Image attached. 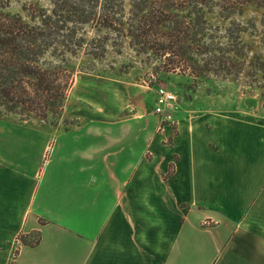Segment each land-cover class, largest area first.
Returning a JSON list of instances; mask_svg holds the SVG:
<instances>
[{
    "label": "crops",
    "instance_id": "crops-1",
    "mask_svg": "<svg viewBox=\"0 0 264 264\" xmlns=\"http://www.w3.org/2000/svg\"><path fill=\"white\" fill-rule=\"evenodd\" d=\"M118 105L48 148L7 139L0 264H264V121L182 107L158 122Z\"/></svg>",
    "mask_w": 264,
    "mask_h": 264
},
{
    "label": "trees",
    "instance_id": "trees-1",
    "mask_svg": "<svg viewBox=\"0 0 264 264\" xmlns=\"http://www.w3.org/2000/svg\"><path fill=\"white\" fill-rule=\"evenodd\" d=\"M211 1L50 0V8L31 6L19 13L0 0V112L57 121L73 84L70 58L81 52L103 57L108 44L120 51L128 43L151 56L156 72L164 74L239 72L235 63L228 66L218 42L204 40ZM242 1L247 0L223 1L222 13H232ZM36 235L20 239L34 245Z\"/></svg>",
    "mask_w": 264,
    "mask_h": 264
},
{
    "label": "rangeland",
    "instance_id": "rangeland-1",
    "mask_svg": "<svg viewBox=\"0 0 264 264\" xmlns=\"http://www.w3.org/2000/svg\"><path fill=\"white\" fill-rule=\"evenodd\" d=\"M3 1L11 12L24 13L31 6L51 7L50 0ZM223 1L212 0L211 9L205 11L211 29L204 40L218 42L221 53L230 58L228 66L235 63L234 66L241 68L239 72L233 69L228 74L207 73L197 78L156 72L154 59L135 52L128 43L120 51L108 44L100 58L81 52L70 58L75 69L73 82L76 79L77 84L74 87L72 84L67 93L61 118L44 121L33 114L21 116L1 111L0 149L9 148L5 145L7 139H19L23 135L45 136L48 148L55 134L69 130L84 118L108 117L105 108L117 104L126 106L122 111L124 117L162 122L166 120L163 115L154 112L156 89L160 87L177 97L173 111L170 110L173 118L182 107H189L264 121V2L242 1L227 15L221 11ZM36 236L31 233L30 239Z\"/></svg>",
    "mask_w": 264,
    "mask_h": 264
},
{
    "label": "built area",
    "instance_id": "built-area-1",
    "mask_svg": "<svg viewBox=\"0 0 264 264\" xmlns=\"http://www.w3.org/2000/svg\"><path fill=\"white\" fill-rule=\"evenodd\" d=\"M157 101L154 107V112L163 115L166 120H172L173 104L176 102V95L163 87L157 88Z\"/></svg>",
    "mask_w": 264,
    "mask_h": 264
},
{
    "label": "bare ground",
    "instance_id": "bare-ground-1",
    "mask_svg": "<svg viewBox=\"0 0 264 264\" xmlns=\"http://www.w3.org/2000/svg\"><path fill=\"white\" fill-rule=\"evenodd\" d=\"M77 84V80L75 79L73 82V87Z\"/></svg>",
    "mask_w": 264,
    "mask_h": 264
}]
</instances>
